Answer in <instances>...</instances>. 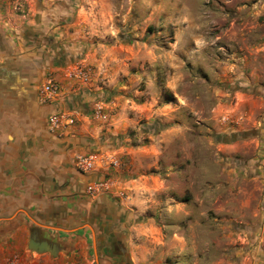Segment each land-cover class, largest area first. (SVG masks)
I'll use <instances>...</instances> for the list:
<instances>
[{
	"label": "rangeland",
	"instance_id": "374dc122",
	"mask_svg": "<svg viewBox=\"0 0 264 264\" xmlns=\"http://www.w3.org/2000/svg\"><path fill=\"white\" fill-rule=\"evenodd\" d=\"M23 1L91 69L133 264H264V0Z\"/></svg>",
	"mask_w": 264,
	"mask_h": 264
},
{
	"label": "crops",
	"instance_id": "0c3cea01",
	"mask_svg": "<svg viewBox=\"0 0 264 264\" xmlns=\"http://www.w3.org/2000/svg\"><path fill=\"white\" fill-rule=\"evenodd\" d=\"M0 0V264H133V236L124 222V187L107 165L82 172L75 157L99 151L110 126L94 114V81L71 77L66 46L36 20L25 23ZM50 78L60 91L43 96ZM73 112L62 133L47 118ZM110 177L115 189L93 195L88 184Z\"/></svg>",
	"mask_w": 264,
	"mask_h": 264
},
{
	"label": "built area",
	"instance_id": "2783aa9c",
	"mask_svg": "<svg viewBox=\"0 0 264 264\" xmlns=\"http://www.w3.org/2000/svg\"><path fill=\"white\" fill-rule=\"evenodd\" d=\"M12 4V7L25 14L26 3L23 0H5ZM71 77L81 82L87 83L91 77V69L85 65H77L70 72ZM43 96L56 95L60 91V84L53 78L48 79L40 89ZM94 114L104 120L108 118V114L103 110L100 102L94 104ZM76 123V115L73 112H56L50 114L47 118V125L51 131L62 133L67 128ZM99 151H92L86 154H79L75 157V165L78 170L87 172L93 170L97 165L106 163V165L117 164V159H105L98 156ZM115 189L114 181L110 177L92 182L88 184L86 190L93 195L101 194L103 192H110ZM124 193H122L123 195Z\"/></svg>",
	"mask_w": 264,
	"mask_h": 264
}]
</instances>
